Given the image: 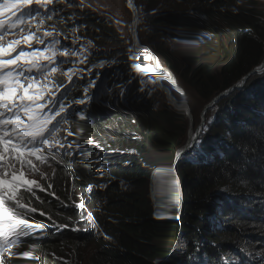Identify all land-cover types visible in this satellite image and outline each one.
<instances>
[{
  "label": "trees",
  "instance_id": "obj_1",
  "mask_svg": "<svg viewBox=\"0 0 264 264\" xmlns=\"http://www.w3.org/2000/svg\"><path fill=\"white\" fill-rule=\"evenodd\" d=\"M97 1L76 12L80 32L92 29L123 48L116 59L130 62L110 96L112 115L90 127L106 151H93L97 159L79 186L105 217L100 224L111 237L90 230L43 234L38 246L64 243L78 253L93 244L87 264H158L175 225L186 251L163 264H264V72L216 104L195 152L173 166V225L164 185L169 157L186 142V114L165 76L148 71L153 67L145 40L138 42L129 22ZM151 3L159 60L191 102L193 92L209 104L262 65L264 0ZM121 104L126 106L115 108ZM254 253L263 258L255 260Z\"/></svg>",
  "mask_w": 264,
  "mask_h": 264
},
{
  "label": "clouds",
  "instance_id": "obj_2",
  "mask_svg": "<svg viewBox=\"0 0 264 264\" xmlns=\"http://www.w3.org/2000/svg\"><path fill=\"white\" fill-rule=\"evenodd\" d=\"M140 1V9L146 14V25L148 30L147 41L155 40L154 32L156 37V17L151 0ZM88 4L99 5L97 0H83V3L82 0H53V3L48 5L47 10L33 5L31 6L33 12L35 13V11H39L41 14L39 16L33 15L30 23L24 27L23 33L20 32V29L8 31L7 24L5 25L4 29L0 30V32L5 34L4 43L20 38L21 35L27 34L29 30L35 32L41 37L43 36V32L51 31L54 33L55 39L60 41V43L56 45L57 54L56 64L54 66L56 67L57 71L50 74V82L46 86L51 89V91L56 93L58 105L59 103H63L67 108V123L61 122L60 130L55 134V139L65 146L70 143L71 148L69 151L72 153L71 155L65 156L64 149H60V156H58L56 160H52L51 154L47 151H44L43 154L49 157V163L42 164L35 160L34 163L41 172L46 173V176H41L36 173L29 174L28 172H25L27 179H35L40 185L43 186L45 191H41L40 189L33 187V191L36 193V196L40 198L39 200H37L35 196H31V194L28 193L24 188H20L17 195L18 197H24V203H26L28 207H34L37 209L35 213H32L30 216L26 217L29 219V222L33 225L39 223L42 225V227L36 229L27 236L21 237V242L5 251L4 264H78L79 261H83V264H87L90 256L85 258L84 255L87 253L85 249H81L78 253H75V251L69 252L68 246L66 244L59 243L54 248H46L42 250L38 246L37 242L43 234H49L50 237H57L63 232H72L73 234H78L87 233L89 230L92 232L100 231V235H108L111 237L108 228L100 224V222L105 219V217L91 205L90 200H88V198L82 194L79 186L85 177L84 175L86 168L93 164L97 159L96 156H93V151L96 148H102V150L106 151V148L97 141L98 138L94 137L90 127L101 123L103 116L108 119L107 116L112 115L113 106L110 101V96L115 88L118 87V85L122 82L123 75L127 72L126 67L130 62L129 60L116 59L113 54L119 51L118 49L123 48H114L112 45L110 47L109 42H107L105 38L101 37V35H96L92 29L86 28L82 31V33L80 32V23L77 21L78 17H76L75 14L79 10H86ZM109 6L115 10L126 11L127 9L123 5L117 6L113 0H104L103 5H100V7L111 13L120 15L122 18H125L129 22L130 26L134 29L135 23L133 21L128 19L122 13H117L115 10L110 9ZM130 6L133 7V3L130 4ZM46 12L47 15L45 14ZM49 15L51 18H48ZM4 19L7 21L9 18L6 15ZM37 25H40L38 31L36 28ZM13 32L18 34L14 35L12 34ZM44 39L45 45H38L34 40L33 49L39 48L43 51L48 42H50L53 38L44 37ZM152 45L153 51L150 50L149 44L146 46L144 45L142 48L146 51V56L150 58L153 69L158 74L165 76L171 88H173L178 94L188 120V135L186 137V142L177 149L179 150L184 146H187V144L189 145V135L192 127L196 129V132L202 128L203 135V129L205 127L207 115L209 113L205 116L202 113L200 123L194 122L196 112L191 106V101L188 95L185 93L175 74L169 68L164 67L161 64L157 47L155 44ZM108 48H111L113 52H106V49ZM64 50L69 51V56L64 57L60 55V53ZM104 52L106 57L105 60H102L103 58H101V55ZM71 53H77V55H72ZM82 60L84 62H81ZM159 69H165L169 73L161 72ZM69 70H74L75 72V74L72 75V81H69L68 79L67 74L69 73ZM256 70H259V72L252 75L264 72V61L260 67L256 68L252 72ZM243 79L237 85L229 88L225 92L235 87H241ZM245 86L246 82L241 89L234 90H242L245 88ZM85 89H87V97L89 99L87 100L86 104H79L81 105V108H78V106H76L78 104L75 103V101L85 98ZM182 92L185 95L188 104L183 102L181 98ZM61 93H63V95H61ZM216 104L212 110L215 108ZM58 105L56 109H53V111L58 110ZM48 107L51 108V105ZM73 107H75V110ZM47 110L48 109L46 108L45 111ZM81 115L86 117V119H81ZM57 119L59 120L60 118ZM53 123H56V121H53ZM69 133H72V135H69ZM199 141L197 142V145ZM182 159L184 158H181L180 160ZM0 171H3V169H0ZM168 172L167 163V173ZM172 178L174 179L173 173ZM174 181L176 180L174 179ZM49 185H51V187H49ZM52 193H54V195H52ZM77 197L79 198V201H77ZM166 202L167 201H165V203ZM81 203L84 204L83 208L79 207ZM6 206L11 207V204H6ZM67 209L73 210L74 217L72 216L71 218V214L67 211ZM41 212H43L44 215H40ZM9 214L11 215V212ZM61 225H64V227H61ZM54 229L57 230L53 231V233H50ZM174 233H178L180 236L179 244L173 249L172 252V255L177 257L178 255L185 253L186 245L181 233ZM172 237L165 245V253L163 256L164 260L167 258L166 246L170 244ZM89 246L93 247V244H89ZM87 247L88 246H86V248ZM92 251L93 248L90 251V255ZM24 252H28L30 254L29 257H23L22 254ZM79 254H82L84 258H79ZM164 260L162 261V264Z\"/></svg>",
  "mask_w": 264,
  "mask_h": 264
},
{
  "label": "snow or ice",
  "instance_id": "obj_3",
  "mask_svg": "<svg viewBox=\"0 0 264 264\" xmlns=\"http://www.w3.org/2000/svg\"><path fill=\"white\" fill-rule=\"evenodd\" d=\"M52 3L53 0H0V30L7 24L8 31L20 29L23 33L33 15L41 14L39 11L34 13L31 6L47 10ZM6 15L9 18L7 21L4 19ZM39 27L40 25L36 26L37 31ZM44 37L53 39L43 51L33 49L34 40L38 45H45ZM4 41L5 34L0 32V169H3L0 171V264H4L5 251L21 242V237L42 227L39 223L33 225L29 222L26 217L37 209L28 207L24 203V197L17 195L20 188H24L39 200L33 187L45 191L35 179H27L25 172L46 176L34 163V160L42 164L49 163V157L43 154L44 151L51 154L52 160L60 156V149H64L65 156L72 154L69 151L70 143L65 146L55 139L61 122L67 123V108L63 103L58 105L56 93L46 86L50 82V74L57 71L54 65L56 45L60 41L55 39L51 31L43 32L41 37L31 30L18 39L7 43ZM69 54L68 50L60 53L64 57ZM148 71L154 69L149 68ZM74 74V70H69V81H72ZM88 99L85 89V98L75 103L86 104ZM57 105L58 110L53 111ZM81 119L86 117L81 115ZM6 204H11V207ZM79 207L83 208L84 204L81 203ZM40 215L44 213L41 212ZM29 255L28 252L22 254L25 258Z\"/></svg>",
  "mask_w": 264,
  "mask_h": 264
},
{
  "label": "rangeland",
  "instance_id": "obj_4",
  "mask_svg": "<svg viewBox=\"0 0 264 264\" xmlns=\"http://www.w3.org/2000/svg\"><path fill=\"white\" fill-rule=\"evenodd\" d=\"M114 3H116L117 6H121L123 5L127 10H115L113 9L111 6H109L110 9L115 10L117 13H122L123 15H125L128 19H130L131 21H133L135 23L134 25V31L137 37V41L138 42H142L144 41L145 38V46L148 44L147 42V35H148V30H147V25H146V14L145 12H143L140 9V0H113ZM133 3V7L130 6V4ZM144 34V35H143ZM154 39L156 42V47H157V51L159 53L158 50V45H157V40L155 37V32H154ZM107 42H109L107 39H105ZM109 45L111 47V43L109 42ZM114 48H120V47H115L114 45H112ZM106 52H113V50L111 48L106 49ZM106 54L105 52L101 55V58H103L102 60H105ZM183 87V86H182ZM185 93H186V89L183 87ZM187 94V93H186ZM190 98L192 99L191 102V106L194 108V106L197 107V112H196V117L194 122L195 123H200L201 121V116L202 113H204L205 108L209 105L207 103L204 102V100H202L201 98H199L195 93L190 92ZM191 101V100H190ZM212 110V109H211ZM209 110L207 112V114L211 111ZM206 114V115H207ZM135 184H138L137 182ZM178 246V241H176V245L170 246V244L167 246V257L169 255L172 254L173 249ZM92 246H88L87 248L84 247L82 248L83 250L85 249L87 251V253H85V258H88L90 256V251L92 250ZM79 258L83 259L84 257L82 256V254H79Z\"/></svg>",
  "mask_w": 264,
  "mask_h": 264
},
{
  "label": "water",
  "instance_id": "obj_5",
  "mask_svg": "<svg viewBox=\"0 0 264 264\" xmlns=\"http://www.w3.org/2000/svg\"><path fill=\"white\" fill-rule=\"evenodd\" d=\"M161 72H165V73H169L167 70H165V69H159ZM257 72H259V70H256V71H254V72H252L250 75H252V74H254V73H257ZM249 75V76H250ZM249 76H247L246 78H244L243 79V81H242V86L241 87H235V88H233V89H231V90H229V91H227V92H225V93H222L219 97H217L216 99H214L206 108H205V111H204V113H203V115L205 116L206 114H207V112L209 111V110H211L213 107H214V105L219 101V100H221L222 98H224V97H226V96H228L230 93H231V91L232 90H234V89H241L244 85H245V82H246V80H247V78L249 77ZM174 78V77H173ZM174 80H175V78H174ZM174 84H175V82H174ZM181 93V92H180ZM181 98H182V100H183V102H185L186 104H188V101H187V99H186V97H185V95L183 94V92H182V94H181ZM197 134H196V136H195V138H194V140L191 142V143H189V145L187 144V146H184L183 148H181V149H179V150H177L176 152H174L173 154H172V156L170 157V159H169V162H168V173H167V177H166V180H165V190H164V199H165V201H167V199H166V184H167V181H168V174H170V177H172V167H173V165H175L181 158H185V157H188V156H190L192 153H193V151L195 150V147H196V145H197V142L199 141V139L201 138V136H202V128L201 129H199V131H197L196 132ZM188 141H189V138H188ZM188 143V142H187ZM175 184H176V181H175ZM175 198H176V194H175ZM167 203V202H166ZM167 207H168V212H169V215H168V220L172 223V219H173V205H171V207L168 205V203H167ZM174 227H175V232H179L178 231V229H177V227L174 225ZM166 251H167V246H166ZM164 260V257L162 258V259H160V261L158 262V264H162V261Z\"/></svg>",
  "mask_w": 264,
  "mask_h": 264
},
{
  "label": "bare ground",
  "instance_id": "obj_6",
  "mask_svg": "<svg viewBox=\"0 0 264 264\" xmlns=\"http://www.w3.org/2000/svg\"><path fill=\"white\" fill-rule=\"evenodd\" d=\"M148 19H149V17H148ZM82 29L85 30L84 28H81V30ZM147 42L149 44L150 50L153 51V45L152 44H156L155 40H150V41H147ZM76 106H78V108H81V105H79V104L76 105ZM125 106L126 105L121 104V105L115 106V108L119 109V108H124ZM99 107H102V106H99ZM107 107H111V106H107ZM73 108L75 110V107H73ZM195 135H196V129L194 127H192V129L190 131V135H189V138H190L189 143H191L194 140ZM166 199H167V203H168V205L170 207H171V205H173L175 203V181H174V179L172 177H170V174H169V178H168V181H167V184H166ZM176 241H178V244H179L180 236H179L178 233H174V235H173V237L171 239V242H170V246L174 247L176 245ZM250 255H251V253H250ZM253 257L255 258V260H261L263 258V256L261 254H258V253H254Z\"/></svg>",
  "mask_w": 264,
  "mask_h": 264
}]
</instances>
